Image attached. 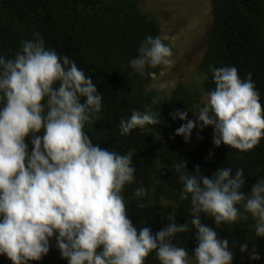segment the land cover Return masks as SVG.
<instances>
[{"label":"clouds","instance_id":"clouds-1","mask_svg":"<svg viewBox=\"0 0 264 264\" xmlns=\"http://www.w3.org/2000/svg\"><path fill=\"white\" fill-rule=\"evenodd\" d=\"M173 55L163 38L149 35L129 66L144 75L149 68L170 67ZM209 71L214 90L202 92L195 119L181 109L171 113L173 121L185 122L172 138L190 143L194 130L211 127L215 147L252 150L264 139V107L252 74L242 79L234 66ZM103 100L92 77L48 48L39 32L22 41L13 58L0 56V257L12 264L38 262L54 240L67 264H146L152 253L160 264H192L177 241L191 233L196 264H234L229 240L202 222V215L219 227L250 214L255 235L264 238V176L245 193L242 168L221 167L209 177L198 165L193 174L182 160L176 168L180 199L190 200L191 219L180 224L172 212L155 233L147 222L134 225L123 195L137 183L132 153L101 148L85 132L99 119ZM160 119L156 111L133 110L120 120L119 133H148ZM133 196L141 208L154 203L142 184ZM239 252L251 261L262 259L246 242Z\"/></svg>","mask_w":264,"mask_h":264},{"label":"trees","instance_id":"trees-1","mask_svg":"<svg viewBox=\"0 0 264 264\" xmlns=\"http://www.w3.org/2000/svg\"><path fill=\"white\" fill-rule=\"evenodd\" d=\"M210 5L211 20L196 79L161 91L152 84L161 67L146 69L140 75L129 66L147 36L161 37L160 20L142 7V0H0V56L13 58L22 41L39 32L48 48L70 57L92 77L104 100L99 119L86 126L85 132L101 148L132 153L137 183L126 186L123 192L128 215L138 227L147 222L153 233L167 225L166 217L172 212L180 224L191 219L190 200L180 199L182 184L176 171L180 160L193 174L198 165L209 177L221 167L234 171L242 168L247 178L245 193L251 191L259 176H264V139L252 150L242 152L227 145L215 147L211 127L203 132L194 130L190 143H185L182 136L172 138L185 122L173 121L171 113L181 109L189 112V119H195L203 106L202 92L206 95L214 90L210 66H234L242 79L251 73L264 107V0H210ZM133 110L161 113L160 124L149 126L148 133L138 128L121 136L120 120L129 118ZM141 184L154 201L150 207H139L140 201L133 196ZM246 215L247 219L219 227L212 218H201L222 239L229 240L236 253L234 264H264V238L255 235V220ZM177 241L195 261L192 251L197 245L192 234H179ZM245 242L250 249H258L260 261H251L239 252L240 244ZM0 264L12 262L0 257ZM30 264L67 261L58 255L53 240L49 254ZM146 264H160L155 253L150 254Z\"/></svg>","mask_w":264,"mask_h":264},{"label":"rangeland","instance_id":"rangeland-1","mask_svg":"<svg viewBox=\"0 0 264 264\" xmlns=\"http://www.w3.org/2000/svg\"><path fill=\"white\" fill-rule=\"evenodd\" d=\"M142 7L158 17L161 38L174 54L173 64L168 68L161 67L160 73L154 75L153 86L170 91L178 84H189L197 77L198 64L204 53L211 20L210 0H142Z\"/></svg>","mask_w":264,"mask_h":264}]
</instances>
